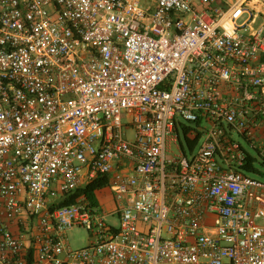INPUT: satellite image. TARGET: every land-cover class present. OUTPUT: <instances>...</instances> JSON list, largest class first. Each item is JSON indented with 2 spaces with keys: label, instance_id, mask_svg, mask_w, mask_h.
Segmentation results:
<instances>
[{
  "label": "built area",
  "instance_id": "built-area-1",
  "mask_svg": "<svg viewBox=\"0 0 264 264\" xmlns=\"http://www.w3.org/2000/svg\"><path fill=\"white\" fill-rule=\"evenodd\" d=\"M249 1L0 0V264H264Z\"/></svg>",
  "mask_w": 264,
  "mask_h": 264
},
{
  "label": "rangeland",
  "instance_id": "rangeland-1",
  "mask_svg": "<svg viewBox=\"0 0 264 264\" xmlns=\"http://www.w3.org/2000/svg\"><path fill=\"white\" fill-rule=\"evenodd\" d=\"M247 8L249 9L248 13H246L242 19H240V23L245 22L247 19L250 18L251 14L256 17L254 22L250 25L252 28L256 29L261 24L264 23L262 19V15H264V0H250L247 4ZM250 34V30L247 32ZM178 121L189 124L187 120H185L182 116H178ZM179 130L181 133V137L184 138L183 131L181 129V125L178 123ZM130 137H132V133L130 132ZM258 168L261 170L262 174H253L254 176L260 178L264 182V163L258 162ZM99 198L102 203V206L106 209H109L114 204L113 194L110 188H106L99 193ZM89 232L84 227H75L72 230L68 231V238L70 245L74 249H79L88 245L89 242Z\"/></svg>",
  "mask_w": 264,
  "mask_h": 264
},
{
  "label": "trees",
  "instance_id": "trees-1",
  "mask_svg": "<svg viewBox=\"0 0 264 264\" xmlns=\"http://www.w3.org/2000/svg\"><path fill=\"white\" fill-rule=\"evenodd\" d=\"M107 185L106 180L104 179H95L88 183L85 187L78 189L74 194L66 197L61 201L58 206H64L71 204L75 201L76 197L81 194H86L90 197L93 202H98L97 195L102 191V189Z\"/></svg>",
  "mask_w": 264,
  "mask_h": 264
}]
</instances>
